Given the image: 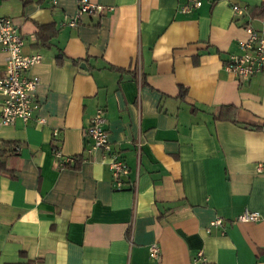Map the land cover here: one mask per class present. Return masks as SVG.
<instances>
[{"label": "crops", "instance_id": "0c3cea01", "mask_svg": "<svg viewBox=\"0 0 264 264\" xmlns=\"http://www.w3.org/2000/svg\"><path fill=\"white\" fill-rule=\"evenodd\" d=\"M91 1L112 9L69 26L77 0H0L23 52L41 56L25 74L39 79L33 115L44 119L0 124V141L19 144L0 159V264H264V74L224 68L244 23L264 30L248 13L264 0L190 12L182 0ZM224 105L234 109L216 118ZM98 107L134 190L113 189L101 151H87ZM56 151L79 160L58 166ZM244 209L259 218L236 220Z\"/></svg>", "mask_w": 264, "mask_h": 264}, {"label": "built area", "instance_id": "2783aa9c", "mask_svg": "<svg viewBox=\"0 0 264 264\" xmlns=\"http://www.w3.org/2000/svg\"><path fill=\"white\" fill-rule=\"evenodd\" d=\"M201 5V0H182L179 10L190 12ZM112 7L97 4L91 0H77L75 15L66 21V25L77 26L84 14L99 15L111 10ZM231 9L235 16L244 17L247 7L232 4ZM246 37L239 40L240 53L231 54L224 63V68L238 79L247 80L257 73L264 74V30H255L247 23L243 24ZM24 41L16 24L7 16H0V49L5 54V72L0 76V124L12 125L20 120L23 123L34 119L36 123L44 122L42 117H34L33 113L38 106L33 91L39 81L37 76H27L25 72L41 59L39 53L26 54L23 52ZM103 110L98 107L84 127V135L90 141L88 152L101 151V160L106 163L110 171L111 187L121 190L127 185L130 189L136 188V179H128L129 167L120 157L119 151L108 139L105 128ZM137 159L140 155L141 139L137 137L132 141ZM58 166L75 163L77 157L60 158V153L55 152ZM264 168V163L259 164L258 170ZM259 215L255 211L244 209L237 217L239 221H255ZM223 220L216 217L210 222L207 230L212 226H221ZM160 255V248L156 243L148 246V256L155 260ZM203 260L202 251L198 250L195 261Z\"/></svg>", "mask_w": 264, "mask_h": 264}, {"label": "trees", "instance_id": "16d2710c", "mask_svg": "<svg viewBox=\"0 0 264 264\" xmlns=\"http://www.w3.org/2000/svg\"><path fill=\"white\" fill-rule=\"evenodd\" d=\"M27 0H24V2ZM248 13L251 17H259L264 15V1H262L258 6L251 8L250 10H248ZM186 93V90L181 87L180 88V96H184V94ZM234 109L233 106L231 105H224L221 106L219 112L215 115L216 118H221L224 117L223 116V110H232ZM14 146H19L18 143L15 144V142L13 141H0V159L2 156H4L8 150L11 151V154H17L18 152V147H16V149H14ZM1 165H2V161L0 160V169H1ZM11 172H8V175H10Z\"/></svg>", "mask_w": 264, "mask_h": 264}, {"label": "water", "instance_id": "95a60500", "mask_svg": "<svg viewBox=\"0 0 264 264\" xmlns=\"http://www.w3.org/2000/svg\"><path fill=\"white\" fill-rule=\"evenodd\" d=\"M80 67H81V68H86L85 63H84V62H81V63H80Z\"/></svg>", "mask_w": 264, "mask_h": 264}]
</instances>
